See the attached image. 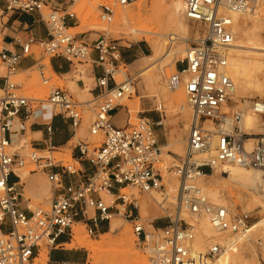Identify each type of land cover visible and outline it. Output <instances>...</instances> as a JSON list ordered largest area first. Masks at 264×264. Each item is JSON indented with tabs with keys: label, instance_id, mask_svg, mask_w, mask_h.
<instances>
[{
	"label": "built area",
	"instance_id": "1",
	"mask_svg": "<svg viewBox=\"0 0 264 264\" xmlns=\"http://www.w3.org/2000/svg\"><path fill=\"white\" fill-rule=\"evenodd\" d=\"M135 1L99 3L98 18L110 25L117 8ZM181 1L184 19L196 23L204 32L186 48L184 56L175 61V72L165 80L168 91L178 86L184 88L192 110L185 154L166 168L155 134V127L162 126L164 108L161 102L153 105V110L160 114L157 121L141 118L134 125L127 122L124 127L111 122L112 113L122 107L121 100L132 94L134 86L128 76L120 82L115 79L118 71L115 63L120 61V53L107 29L100 31L94 41L68 33V29L78 25V17L71 9L76 0H60V3L54 0H0V6L6 12L38 13L47 31L43 39L22 43L20 52L4 49L0 38V69L6 73L0 88V264H33L42 245L48 248L60 246V236L71 241L73 224L82 223L89 236H96L101 223L109 224L112 210L121 213L117 205L125 207L122 214L131 221L134 235L140 240L142 249L148 252V264L189 262L196 227L182 217L183 213L210 218L220 232L237 234L250 225L247 213L211 202L200 181L230 165L264 173V132L253 134L245 129L242 110H224L234 93V83L227 74V48L232 45L234 34L230 18L222 13L225 8L238 15L249 13L264 4V0ZM180 40L171 36L168 44L171 47ZM34 46L40 57H62L72 64L74 60L78 63L90 61L101 70L94 81L97 94L93 98L95 110L90 126L91 134H99L101 142L92 145L88 141H77L75 148L80 159L91 163L94 171L85 178L81 176L76 183H65L64 177L81 175L79 167L44 154L56 149L39 150L30 146L31 151L24 155L19 152L22 148L18 144L20 138L15 143L9 138L10 133L17 134L12 128L13 121H27L35 112L69 120L74 134L83 122L85 103L76 101L64 88L50 87L44 98L17 93L20 85L10 82L9 77L16 73L21 59L35 56ZM35 67L40 71L43 84H47L50 78L43 76L41 60L36 58ZM249 110L252 114L264 115V100L252 101ZM47 131H51L49 124ZM22 172L45 176L51 187V197L45 208L27 207L26 210L22 207L23 194L19 189L24 182ZM166 173L178 181L175 212L167 216L169 220L164 227L152 228L151 232L135 214L138 205L134 194L122 190L147 194L159 191L168 181ZM103 192L115 196L109 205L99 196ZM89 207L93 208L92 214ZM222 251L223 247L214 243L207 248L205 256L215 259ZM260 259L264 264V255Z\"/></svg>",
	"mask_w": 264,
	"mask_h": 264
},
{
	"label": "rangeland",
	"instance_id": "2",
	"mask_svg": "<svg viewBox=\"0 0 264 264\" xmlns=\"http://www.w3.org/2000/svg\"><path fill=\"white\" fill-rule=\"evenodd\" d=\"M105 1L106 0H83V1L76 0L75 4L72 6L71 9L75 11L78 17V25L74 26L77 27V29H68V33L72 35H76L79 39L94 41L99 35L100 31L106 28L107 32L109 33V36L112 39H114V42L117 44V48L119 49V51L121 52L127 51V53L129 51L128 44L133 42L146 43L148 47V51L145 55H136L135 57H133L131 61H126L123 57H121L120 61L115 63L118 66V69H125L127 76L133 80V86L136 90L135 96L138 97V106H139L137 112L128 114L126 111L127 109L126 106L121 101L122 107L119 108L120 116L123 118V124L121 127H124L127 124V122H129L131 125H134L141 118H148L151 121H157L160 118V114L153 110V105L157 102H161L164 108L163 114H161L163 116V123L162 126L155 127V134L159 142V145L161 146L162 144H165L168 141V138L173 134L178 137V139H175L170 143V144L174 143L175 146L171 148H170L171 145L164 146L163 152L166 151V153H168L172 157H166L164 154H161L162 164L165 165L166 168H169L178 157H181L185 154L186 143L183 142V140L186 139L187 129L191 120L192 110L190 107V113L186 115V117L174 111V105H169L167 98L168 96L174 94V92H176V89L174 91L169 92L165 87L164 81L175 72V69L173 67L174 60L172 59L177 60L179 58H182L184 56V52L186 48L191 43H195L196 40L202 36L204 32L203 28L197 26L196 23L191 21H186L185 19L184 20L186 21L190 29L187 34L181 33L176 28H174V26H172V22L170 19V5L173 0H136L131 5L126 6V8H128L127 11L129 13L128 24H130V26L129 25L127 26L128 29L124 26V24H122L119 21L120 20L119 14L124 10V7L117 8L113 18V22L110 25H105L98 18L99 11L97 7L99 3ZM79 4L80 6H78ZM80 7H82V10H80L81 9ZM260 9L263 10V15L257 18L255 15L252 14V11H249V14L253 17H248L246 13L242 15H238V17L240 19L241 24H243L249 31V35H250L249 42L251 43V46L262 49V50H258L257 52L261 53V57L264 61V4L257 6L254 10L258 12ZM81 14L85 16V17L83 16L85 18V19L83 18L84 20L81 19L82 21H84V23H81L80 20ZM237 23H239V20H237ZM113 25H117L119 28H122L123 32L113 31L112 30ZM141 28L144 31H139V29ZM133 29L135 30L132 31ZM146 29L148 31H146ZM154 31L156 32L154 33ZM195 32L197 33L195 34ZM252 32L255 35H253ZM169 33H176L177 35L187 40L181 39L176 44L170 47L168 44V39L167 38L165 39V36ZM254 38L256 39V41ZM156 41H160L162 45L164 44V46H162L163 49L162 53L167 52L168 47L173 48L170 50L172 52V55L168 61H163L159 59L155 63V64L158 63V65L153 70L147 72L144 76H139L138 72L150 66L151 64V61L148 60V58L153 57L152 47ZM33 50L35 52V58L41 60V63L44 64L45 68L43 70L44 73L43 76L50 78V81L47 84H43L42 76L40 75V71L38 70L37 67H34L24 73H15L14 75H11L9 77V80L10 82L19 84L20 89L17 91V93L27 97L44 98L47 95V92L50 89V87H61L68 90L76 101L85 103L84 106L82 107L83 108L82 125L77 130V133L72 139V141L65 147L52 150V153H47V152L44 153L46 155L49 154L52 155V157H55L57 160L62 159L64 162H68L74 165L75 167H79L78 164L74 160L72 161L71 159L72 147L76 145L77 141H88L92 145H99L101 142V136L99 134H91L90 132V126L94 117V110H95V102L93 101V98L90 95H88L86 92L78 93L77 91H75L74 84L68 82L71 79L77 80L80 77L86 78V74L91 67V63L90 61H86V62L83 61L82 63H78L76 60H74V64L72 66L73 69L72 73L58 78L51 71L49 65V59L47 57H40L39 50L37 47L34 46ZM181 50H183V52ZM132 52L134 53V51ZM171 65L173 66L171 67ZM75 68L77 69V72ZM5 74H6L5 70L0 69V75L4 76ZM149 74L158 75L159 78L158 87H154V85L148 83L150 76ZM125 78L126 77L122 78V76L118 74V71H116V75H115L116 80L121 79L122 81ZM87 86L89 87L90 84H88ZM182 90L184 91L183 87ZM0 95H2V92H0ZM135 96L134 93H132L130 96H126L127 103H134L136 101ZM233 98L232 101L228 104V106L225 107L224 109L225 111L232 112L235 110H242L245 113H252L249 110L251 106V102L255 100H264V93H258V92L256 93V91L254 90L244 93L243 100L244 101L247 100V102L246 101L242 102L240 98L238 99H233ZM167 111L169 115L167 114ZM180 115L184 118V120L181 124H178L177 118L180 117ZM256 116L258 119L256 124L257 126H255L252 129H248L253 134L264 132V115H256ZM185 125H187V127H185ZM209 125L211 124L209 123ZM242 125L245 128L244 121L242 122ZM19 145H21L22 147L19 149L20 153L27 155L31 151L29 140L26 139L25 141L24 138H22L19 141ZM23 173L24 175L27 174V172H22L21 175H23ZM213 173L219 174L218 172H213ZM37 175L40 174L37 173ZM166 177L167 179L169 178V180L171 179L173 182L175 181L178 186V181L175 177L171 176V174L168 173H166ZM42 180L49 186V183L44 177ZM42 180L39 181L38 185L41 184ZM200 185L205 188V191L208 194L207 197L211 202L216 204H225L228 207H230L233 211L239 213H247L250 216L251 221H250V225L246 229L250 228V226H252L254 222L264 218L263 205L262 206L255 205L253 202L250 201V197H251L250 189L236 186L233 184L228 185L225 188L218 187L216 191L217 198H212L210 196V191H209V189L212 188V186L210 185L208 178L206 177L202 178L200 181ZM168 188L169 187L167 181V183L165 184V188L156 192H159L162 194V196H164V194L169 191ZM122 192H128V193L132 192L134 194V197L136 198L135 202L138 205V209L135 212V214L139 215L144 228L148 231L153 232L152 228L164 227L169 220L167 216L172 215L175 212V196L177 190L174 193L172 192L170 193V196L174 197L171 203L164 202L161 205L154 204V207L150 212L149 209H147V212L141 211L139 207V201L141 199L147 202H149V200L152 199V195L150 193L149 194L138 193L137 191H129L128 189H124L122 190ZM25 193L27 194V196H30L28 195L27 192ZM260 194H261L260 200L263 202L264 201L263 194L262 193ZM49 197L50 196H48V198ZM114 198L115 196L109 197L110 199L109 201H113ZM37 200L38 198L35 197H33V199L32 198L29 199V201L32 202V207H34V209L37 207H42V208L46 207L43 201L40 200L37 201ZM102 200L104 201L103 198ZM115 203L117 204L118 202ZM117 208L120 209L121 213L118 214L117 211L112 210L113 216H115L120 222L121 230L128 229L126 230L127 233L131 234L128 235L132 236L133 240L135 238L134 248L135 250H137L138 253H140L139 255H141V257L144 258L146 260V263L148 264V252L142 249L140 240L134 235L131 221L129 219H126L122 214V210L125 207L121 205H117ZM89 212L92 214L93 208L89 207ZM132 213L134 214V211ZM194 226L196 227V233L197 234L200 233V229L198 228L197 224H194ZM75 227H79L80 230H82L81 231L82 233H86L93 243H98L101 240L100 234H103L102 232H98L96 236H89L85 229V225H83L82 223H79V225L73 224L72 232L74 231ZM108 227L109 224H107V227L105 228L104 231L105 233L108 232ZM245 230H243L242 232H245ZM263 230L264 227H258L257 229L251 231L250 234L246 236L244 241L242 243L234 245L231 251L235 253L237 257L242 258L243 260H246L248 262H251L252 264H257V262L261 264L260 256L264 255ZM228 236L229 237L233 236L234 238H237L239 235L228 232H219L217 235V239H218L217 241L222 240L224 237H228ZM107 239L117 240L118 236L117 234L114 235L111 234L106 238V240ZM214 243L217 242H209V244H214ZM113 244L116 245V242ZM63 247L67 249L65 246ZM208 247L209 245L207 246V248ZM40 250H46L48 254V247H46L45 245H42L40 247ZM72 250H76V252L82 257V261L80 264H94L92 259L90 258L88 259L89 252H87L84 248L78 247V248H73ZM54 257H58V254L55 253ZM217 259L218 257L215 259L208 258V260H210L211 262H215ZM34 261L33 264H36L35 259Z\"/></svg>",
	"mask_w": 264,
	"mask_h": 264
},
{
	"label": "bare ground",
	"instance_id": "3",
	"mask_svg": "<svg viewBox=\"0 0 264 264\" xmlns=\"http://www.w3.org/2000/svg\"><path fill=\"white\" fill-rule=\"evenodd\" d=\"M78 6H80V4ZM82 7H80L81 8L80 10H82ZM86 7H87V4H86ZM183 8H184V5L181 0H173L170 5V19L172 22V26H174V28H176L181 33L187 34L190 29H189L188 24L184 20V17H182ZM127 9L128 8L124 7V10L120 12L119 14V19H120L119 21L122 24H124L126 28L128 25L130 26V24H128L129 13ZM256 10L252 11V14L255 15L256 18L263 15V10L260 9L258 12H256ZM222 13L230 18L232 27H233V34H234L233 43L231 46L227 48V55H228L227 74L234 83V93H233L234 98L233 99L240 98L242 102H245V101L247 102V100L245 101L243 100L244 93L251 91V90L256 91V93L257 92L264 93V61L261 57V53L257 52L258 50H262V49L251 46V43L249 42V39H250L249 31L243 24H241L238 14L232 12L231 10L227 8L223 9ZM246 15L248 17H253L249 13H246ZM83 16L84 15L81 14L80 20L85 19L84 18L85 16L84 17ZM82 20H81V23H84V21ZM237 20H239V23H237ZM70 29H77V27H71ZM112 30L117 31V32L119 31L123 32V29L119 28L117 25H113ZM134 30L135 29H133L132 31ZM139 31H144V30H142L141 28L139 29ZM146 31L148 30L146 29ZM155 32L156 31H154V33ZM196 33L197 32H195V34ZM253 35L255 34L253 33ZM171 36H176L177 38L187 40L177 35L176 33L167 34L165 36V39L166 38L170 39ZM162 46H164V44L162 45L160 41H156L153 44V47H152L153 57L148 58V60L151 61V64L150 66L138 72L139 76H144L147 72L153 70L158 65V63L157 64L155 63L159 59L163 61L169 60V58L172 55V52L170 50L173 48L168 47L167 48L168 51L166 50L167 52L162 53V50H163ZM181 51L183 52V50ZM172 60H174L173 61L174 66L171 65V67L173 66L175 69L176 59H172ZM118 74L122 76V78L127 76L125 69H118ZM158 80H159L158 75H150L148 83L151 85H154V87H158ZM120 81L121 79L117 80V82H120ZM164 84H165V81H164ZM132 93H134V96H135V93H136L135 88L132 90ZM135 99L136 101L134 103H127L126 96L121 100L123 104L126 106L127 108L126 111L128 114L137 112V109L139 107L138 97H136ZM167 100H168L169 105H174V111H176V113H179L185 117L186 115L190 113V106L186 102L187 100L186 94L182 90V86H178L176 88V92L168 96ZM167 114H168V111H167ZM181 115L180 117L177 118L178 124H181L184 120V118ZM243 121H244L245 128L252 129L255 126H257L256 124H257L258 119L255 114L244 112ZM162 123H163V118H162ZM185 127H187V125H185ZM183 142H185V139L183 140ZM173 146H175L174 143H172L170 147H173ZM250 146H251V143L248 145V147L250 148ZM163 150H164V147L161 146V153L164 154L166 157H172L171 155L166 153V151L163 152ZM214 172H218L219 174L212 173V174L204 176L208 178V181L210 182V185L212 186V188L209 189L210 196L212 198H217L216 191L218 187L225 188L228 185L233 184L236 186L245 187L247 189H250L251 191L250 201L253 202L255 205H259V206L263 205L264 207V201L262 202L260 200L261 199L260 193L263 194V198H264V173L263 172L256 170V169H252L248 167H241L237 165H230L229 167L223 169L222 171H214ZM28 174H29L28 172L26 175H24V173L23 175H21L20 173L22 180H26ZM168 187H169L168 188L169 191L165 193L164 196H162L161 193L154 191L150 193L152 195V199L149 200V202L141 199L139 201L140 210L147 212V209H149V212H150L152 211L154 204L161 205L164 202L171 203L174 197H171L170 193L176 192L177 184L175 181L173 182L171 179L169 180L168 178ZM203 189L205 191L204 187ZM24 194L27 196L26 193ZM206 195L208 196L207 193ZM99 196L104 199L107 205L111 203V201H109L110 200L109 197H111L110 194L103 192V193H100ZM50 197L46 201H44L45 205L48 204ZM28 208L34 209L32 205H28ZM182 215L186 221L197 224L198 228L200 229V233L198 234L196 233L195 238L191 242V254H190L189 262L187 264H252L251 262H248L246 260H243L242 258L237 257L235 253H233L231 250L233 249L234 245L242 243L244 239L246 238V236H248L251 231L257 229L258 227H264V218L254 222L252 226H250V228L245 230V232L241 231L242 233L241 232L240 234L237 233L239 235L237 238H234L233 236L232 237L228 236V237H224L222 240L217 241L218 240L217 235L220 231L216 229L213 221L210 218L206 216H200L199 218L198 216L187 215L186 213H183ZM76 225H79V223ZM126 230L125 229L121 230L120 222L112 214L110 217V221H109L108 232L107 233L104 232L103 234H100L101 240L98 243H93L86 233H82L81 232L82 230H80L79 227H75L73 234H72L71 241H69L68 243H65L64 246L67 249H73V248H78V247L84 248L87 252H89L88 259L89 258L92 259L94 264H147L146 260L142 258L141 255H139L140 253H138L137 250H135L134 248L135 238L133 240L132 239L133 237L129 236L131 234L127 233ZM111 234L113 235L117 234L118 239L117 240H112V239L106 240V238ZM115 242H116V245L113 244ZM209 242H217L221 247H223V251L218 256V259L215 262H211L205 256L207 246L211 245L209 244ZM47 259H48L47 251L40 250L38 257L35 259L36 264H46ZM257 264L259 263L257 262Z\"/></svg>",
	"mask_w": 264,
	"mask_h": 264
},
{
	"label": "crops",
	"instance_id": "4",
	"mask_svg": "<svg viewBox=\"0 0 264 264\" xmlns=\"http://www.w3.org/2000/svg\"><path fill=\"white\" fill-rule=\"evenodd\" d=\"M55 3H60V0H54ZM69 26L72 24L69 23ZM47 31L44 23L40 20L38 13H26L21 11H9L3 10V6H0V38L1 44L4 49L11 52H20V45L29 39L39 40L45 38ZM129 51H119L120 58L123 57L126 61H131L136 55H145L148 51L146 43L133 42L128 44ZM134 51V53L132 52ZM94 57V54H93ZM36 58L27 57L21 59L16 73H24L35 67ZM49 65L51 71L59 78L72 73L73 64L67 59L62 57H53L49 59ZM45 68V67H44ZM77 72V71H76ZM101 73L98 66L91 63V67L86 74V78L80 77L79 79H71L68 83H73L75 91L78 93L86 92L92 98H95L97 94V89L95 88V77ZM5 76V75H4ZM0 75V88L4 85L5 77ZM90 84L88 87L87 85ZM111 122L117 126L121 127L123 124V118L120 116V111L117 109L111 115ZM51 126V131H47V125ZM12 128L17 131V134L10 133L9 138L11 142L22 138L26 141L29 140V145L35 149L46 150L50 148L58 149L67 146L74 136V130L69 120L61 118L59 115H44L42 116L38 112L33 113L27 121L15 120L12 123ZM178 139L174 134L168 138V141L161 146L171 145L170 143ZM171 148V147H170ZM72 158L74 161L78 162L79 169L81 170V175L73 176L72 178L64 177L65 183H76L79 178H85L91 175L94 171L93 166L85 159H80V154L75 146L72 147ZM34 173L32 175L28 174L26 180H23L22 187V207L27 210L28 205H32L29 201L33 197L38 198L40 201H46L48 196H51V187L42 180L45 176L41 173ZM46 179V178H45ZM41 184L38 185L39 181ZM27 192L26 196L24 193ZM32 196V197H31ZM41 198V199H39ZM37 200V201H38ZM106 223H101L98 228L99 232L104 233ZM69 239L66 236H60L58 239V245L56 247L48 248L47 263H68V264H80L82 257L76 252V250L65 249L63 246L68 243ZM40 252V249H38ZM57 253L58 257H54ZM39 253L35 255L37 258ZM35 258V259H36Z\"/></svg>",
	"mask_w": 264,
	"mask_h": 264
}]
</instances>
